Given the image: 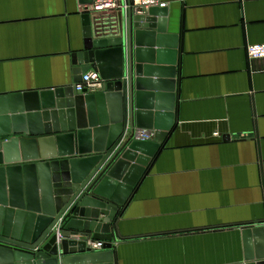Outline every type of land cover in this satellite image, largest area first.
<instances>
[{
  "label": "crops",
  "instance_id": "crops-1",
  "mask_svg": "<svg viewBox=\"0 0 264 264\" xmlns=\"http://www.w3.org/2000/svg\"><path fill=\"white\" fill-rule=\"evenodd\" d=\"M166 1L160 18L178 37L174 126L113 221L115 264H253L243 231L264 227V72L246 49L264 44V0ZM81 8L0 0V94L71 85ZM90 16L97 39L127 24L126 11Z\"/></svg>",
  "mask_w": 264,
  "mask_h": 264
},
{
  "label": "water",
  "instance_id": "water-1",
  "mask_svg": "<svg viewBox=\"0 0 264 264\" xmlns=\"http://www.w3.org/2000/svg\"><path fill=\"white\" fill-rule=\"evenodd\" d=\"M165 14L129 9L120 36L97 39L83 13L71 85L0 94V264H115L113 221L117 229V212L160 149L134 132L163 140L174 126L178 37L167 34ZM90 70L104 87L77 93ZM243 235L247 261L264 264V227Z\"/></svg>",
  "mask_w": 264,
  "mask_h": 264
},
{
  "label": "built area",
  "instance_id": "built-area-1",
  "mask_svg": "<svg viewBox=\"0 0 264 264\" xmlns=\"http://www.w3.org/2000/svg\"><path fill=\"white\" fill-rule=\"evenodd\" d=\"M168 6L166 0H95L90 5H82V13H102L109 11H128L131 9L136 15H146L153 8L164 9ZM247 54L250 62L258 64V67H252L254 73L264 72V44H249ZM104 87V80L98 71L90 70L82 75L81 82L74 85L77 93H83L85 90L89 93L101 90ZM155 131L136 130L133 139L140 141H155ZM103 242L88 240L87 247L93 252L103 250Z\"/></svg>",
  "mask_w": 264,
  "mask_h": 264
}]
</instances>
